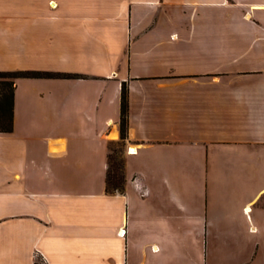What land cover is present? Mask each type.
I'll use <instances>...</instances> for the list:
<instances>
[{
  "label": "crops",
  "instance_id": "obj_1",
  "mask_svg": "<svg viewBox=\"0 0 264 264\" xmlns=\"http://www.w3.org/2000/svg\"><path fill=\"white\" fill-rule=\"evenodd\" d=\"M62 23L0 18V70L85 75L67 117L14 80L0 264H264V0H67ZM65 41L67 67L31 62ZM123 82L126 181L106 192Z\"/></svg>",
  "mask_w": 264,
  "mask_h": 264
},
{
  "label": "rangeland",
  "instance_id": "obj_2",
  "mask_svg": "<svg viewBox=\"0 0 264 264\" xmlns=\"http://www.w3.org/2000/svg\"><path fill=\"white\" fill-rule=\"evenodd\" d=\"M8 3V4H7ZM9 3H17L19 6L17 9H9ZM21 5V6H20ZM11 7V6H10ZM32 7V8H31ZM21 17L24 19H31L35 23H38L41 27L46 26L49 23H53L50 26H46L54 31H59L62 28V21L67 22V0H0V18L15 20L16 18ZM67 25V24H66ZM44 39L48 41V37H53L49 32L44 33ZM43 46H47L42 44ZM70 61V60H69ZM32 63L38 64H54L56 66H66L67 67V41H65L64 46L61 50L56 52H44L40 51L32 60ZM14 70V69H13ZM46 70L52 72H67L66 69H38ZM69 78H78V77H61V76H52V77H34V78H23L19 85L24 87L23 84L31 82L36 84L39 89V93L44 99H50L57 104L53 115L60 117H67V79ZM15 80V79H14ZM30 83V84H31ZM58 101V102H56ZM58 119V118H57ZM61 119H64L62 117ZM60 120V119H58ZM123 154L126 150V145H122ZM40 152V151H39ZM44 154L39 153L40 164L46 165L43 161ZM125 158V157H124ZM264 198V197H263ZM37 264H46L45 258L42 256L37 257Z\"/></svg>",
  "mask_w": 264,
  "mask_h": 264
},
{
  "label": "trees",
  "instance_id": "obj_3",
  "mask_svg": "<svg viewBox=\"0 0 264 264\" xmlns=\"http://www.w3.org/2000/svg\"><path fill=\"white\" fill-rule=\"evenodd\" d=\"M84 77L81 73L52 72L38 69L0 70V132H9L13 129L14 115V79L18 77ZM128 124V89L126 82L121 85L119 140L108 143L107 169L105 176L106 192H122L125 187V158L122 145L127 137ZM37 264V261H35Z\"/></svg>",
  "mask_w": 264,
  "mask_h": 264
},
{
  "label": "bare ground",
  "instance_id": "obj_4",
  "mask_svg": "<svg viewBox=\"0 0 264 264\" xmlns=\"http://www.w3.org/2000/svg\"><path fill=\"white\" fill-rule=\"evenodd\" d=\"M111 122H109V124H110ZM135 150V146H133V145H130L129 146V151L130 152H133Z\"/></svg>",
  "mask_w": 264,
  "mask_h": 264
}]
</instances>
